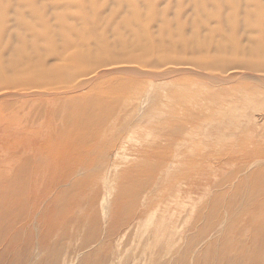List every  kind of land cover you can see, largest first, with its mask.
<instances>
[{
    "label": "bare ground",
    "instance_id": "bare-ground-1",
    "mask_svg": "<svg viewBox=\"0 0 264 264\" xmlns=\"http://www.w3.org/2000/svg\"><path fill=\"white\" fill-rule=\"evenodd\" d=\"M0 264H264V0H0Z\"/></svg>",
    "mask_w": 264,
    "mask_h": 264
},
{
    "label": "rangeland",
    "instance_id": "rangeland-1",
    "mask_svg": "<svg viewBox=\"0 0 264 264\" xmlns=\"http://www.w3.org/2000/svg\"><path fill=\"white\" fill-rule=\"evenodd\" d=\"M259 123H261V122H259Z\"/></svg>",
    "mask_w": 264,
    "mask_h": 264
}]
</instances>
